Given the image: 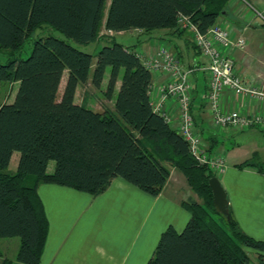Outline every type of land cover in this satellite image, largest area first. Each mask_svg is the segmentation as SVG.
<instances>
[{
    "label": "trees",
    "instance_id": "1",
    "mask_svg": "<svg viewBox=\"0 0 264 264\" xmlns=\"http://www.w3.org/2000/svg\"><path fill=\"white\" fill-rule=\"evenodd\" d=\"M229 1L0 0V94L4 84L16 85L13 99L0 102V239H20L18 264H40L46 245L49 221L40 184L98 196L122 178L156 197L171 169L183 174L202 201L190 197L181 202L189 221L181 232L165 229L146 264H251L250 250L264 264V241L248 235L230 207L229 218L216 211L209 184L216 174L194 158L183 136L154 108L148 57L136 50L138 45L113 39L134 30H167L171 37L188 30L201 55L195 32L182 27L180 19L188 18L206 35ZM55 30L65 38L54 35ZM94 42H104L96 54L78 47ZM167 47L181 63V52ZM187 69L190 79L193 69ZM85 84L112 104L93 108L86 96L77 102V89ZM14 153L19 159L12 172ZM207 153L215 152L210 147ZM50 161L55 163L52 172L47 170ZM249 166L257 167L251 160L237 165ZM0 264L13 261L4 257Z\"/></svg>",
    "mask_w": 264,
    "mask_h": 264
},
{
    "label": "crops",
    "instance_id": "2",
    "mask_svg": "<svg viewBox=\"0 0 264 264\" xmlns=\"http://www.w3.org/2000/svg\"><path fill=\"white\" fill-rule=\"evenodd\" d=\"M216 27L227 29L233 40L244 38L246 41L244 49H224L215 42L222 53L234 59L235 74L246 84L264 86V0H230ZM130 32L145 34L138 30ZM153 33L145 34V40L139 43L136 50L149 57L167 45L181 52L183 68L193 69L190 78L193 85L192 113L204 134L207 148L212 147L215 152L212 155L217 153L225 157L224 171L216 177L227 193L229 207L241 228L255 239L264 241V170L259 171L253 166L237 167L248 159L241 162L243 152L235 150L232 153L221 143L223 138L220 134L229 127L215 128L212 125L209 87L203 71L210 58L199 55L192 47L194 34L191 31L187 30L177 37L167 35V30L156 35ZM209 37L212 38V34ZM153 77L150 97L154 104L160 100L166 77ZM119 86L120 81L117 89ZM221 106L226 111L240 110L250 115H264V103L237 96L228 90L221 95ZM164 111L175 119L179 114L177 101L169 99L165 102ZM206 124L211 125L209 131L205 130ZM255 127L264 126L248 129ZM18 159L19 154L14 153L10 171L16 170ZM11 166L16 167L15 170ZM54 166V161H50L47 170L52 172ZM190 190L183 174L175 169H171L167 184L156 197L122 178H115L109 188L98 196L52 183L40 184L38 194L49 221L40 264H146L165 229L173 226L181 232L185 228L190 213L181 202L193 197ZM6 240L8 238L0 242V261L8 255L5 251L10 246ZM15 245L18 249L20 243ZM10 259L13 264H18L15 257Z\"/></svg>",
    "mask_w": 264,
    "mask_h": 264
},
{
    "label": "built area",
    "instance_id": "3",
    "mask_svg": "<svg viewBox=\"0 0 264 264\" xmlns=\"http://www.w3.org/2000/svg\"><path fill=\"white\" fill-rule=\"evenodd\" d=\"M182 27L190 28L195 32V43L203 57H209L208 66L203 68L209 80V105L214 113L213 123L216 128L233 127L248 129L253 126H264V115L249 113L240 110L224 111L221 106V95L225 90L237 96L264 103V86L246 84L235 74L234 59L222 53L215 46L230 49L237 47L244 49V38L233 40L227 29L216 27L208 34H200L188 18L180 19ZM212 34V38L209 37ZM147 68L153 76H164L166 81L161 87L160 100L154 103V108L162 113L166 120L183 136L188 143L191 154L201 164L219 174L224 171L225 157L222 154L210 155L202 132L196 127L192 114V84L189 79L191 69H185L176 59L167 46H162L156 54L144 59ZM169 99L178 102L179 115L174 119L164 111V103Z\"/></svg>",
    "mask_w": 264,
    "mask_h": 264
},
{
    "label": "rangeland",
    "instance_id": "4",
    "mask_svg": "<svg viewBox=\"0 0 264 264\" xmlns=\"http://www.w3.org/2000/svg\"><path fill=\"white\" fill-rule=\"evenodd\" d=\"M109 2H110V0H108V4H109ZM107 12H108V5L105 7L104 18L106 17ZM158 32H160V30H156L155 33H153L152 35H156V34H158ZM53 34L56 36H59L61 38H65L64 34L60 31L55 30V31H53ZM145 38H146L145 34H137V32L132 33L130 31L123 32V33H116L113 37V39H115L117 42H122L126 46L139 45V43L141 44V41H144ZM103 43L102 42H94V43H90L89 45H86V46H78V47L81 50H84L86 52L96 54L97 51L102 47ZM30 48H31L30 45H27L26 51L24 53L25 57L28 54L27 52H29ZM158 51H159V49L154 54H156ZM94 62H95V60H94ZM65 80H66V75H64L62 83H61L60 93L62 92L63 86L65 84ZM15 91H16V85L15 84L14 85L4 84L2 91H1V94H0V102L1 101L2 102L11 101L13 99ZM85 96L88 97V104L93 108H99L100 106L103 105V103L112 104L109 101L107 102V100L101 94L100 91L92 88L89 84L79 86V88L77 89V92H76L77 102H81L82 99L85 98ZM223 110L226 111L224 108H223ZM210 111L212 114L211 122H212V125L214 126V123H213L214 113L212 112L211 108H210ZM194 119H195V117H194ZM195 122H196V120H195ZM208 124L205 125L206 131L210 130L209 128L211 125H208ZM195 125L199 129L198 125L197 124H195ZM223 128H225V127H223ZM230 128L233 130H230V132H229L228 130ZM229 129L226 132L220 134L221 138H223L221 143H224V148L227 149L228 151H232V153L235 150H238L241 153L243 152L244 156L242 157V159H240L241 162L248 159V160L254 161L258 168L261 167L264 169V127H255V128H251V129H247V130L246 129L242 130L240 128H233V127H229ZM202 134H203V132H202ZM15 154L18 155V153H15ZM14 162H15V160L13 161V163ZM11 168L13 170H15L16 167L11 166ZM190 191L191 192H189V193L193 197H195L199 201H202V198L199 197V195L195 191H193L192 189ZM3 239H7V238H3ZM1 240L2 239H0V242H1ZM6 241H8V243H9L8 245L10 246L5 251V252L8 251V253H6V254H8L7 257L8 258H12V257L16 258V254H17L18 249H16L15 243L19 244L20 239L18 237H14L11 239L8 238V240H6ZM250 253H251V257H252L251 264H258V261L255 257L256 253L253 250H251Z\"/></svg>",
    "mask_w": 264,
    "mask_h": 264
},
{
    "label": "water",
    "instance_id": "5",
    "mask_svg": "<svg viewBox=\"0 0 264 264\" xmlns=\"http://www.w3.org/2000/svg\"><path fill=\"white\" fill-rule=\"evenodd\" d=\"M210 187L214 195V206L218 213L223 214L227 218L230 217L229 200L227 193L217 177L209 180Z\"/></svg>",
    "mask_w": 264,
    "mask_h": 264
}]
</instances>
